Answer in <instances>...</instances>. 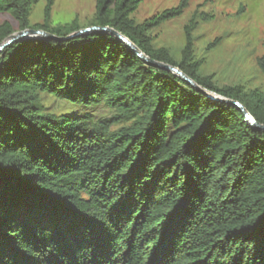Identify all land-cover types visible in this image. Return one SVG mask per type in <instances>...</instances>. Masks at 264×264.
Returning a JSON list of instances; mask_svg holds the SVG:
<instances>
[{
  "label": "trees",
  "instance_id": "1",
  "mask_svg": "<svg viewBox=\"0 0 264 264\" xmlns=\"http://www.w3.org/2000/svg\"><path fill=\"white\" fill-rule=\"evenodd\" d=\"M35 1L0 0L16 23H0V43L25 28L59 37L82 28L76 18L50 26L54 0L30 24ZM139 1L94 0L86 26L113 28L264 125L263 91L200 72L195 17L178 59L152 45L149 30L190 0L136 23ZM256 64L264 76V44ZM41 94L114 113L55 114ZM0 264H264V131L112 35L8 45L0 52Z\"/></svg>",
  "mask_w": 264,
  "mask_h": 264
},
{
  "label": "rangeland",
  "instance_id": "2",
  "mask_svg": "<svg viewBox=\"0 0 264 264\" xmlns=\"http://www.w3.org/2000/svg\"><path fill=\"white\" fill-rule=\"evenodd\" d=\"M179 0H140L130 17L140 23L164 9L174 7ZM44 0L31 5L30 24L40 23ZM94 0H54L49 24H64L76 18L86 26L92 16ZM197 21L192 30L194 54L202 58V74L211 75L218 85L243 84L246 88H258L264 92V76L256 60L262 54L264 44V0H190L183 12L149 30L154 47H166L175 59L179 58L184 44V27L191 18ZM15 21L6 13H0V23ZM220 38L210 49L207 45ZM40 103L46 111L55 114L90 113L99 119L114 113L103 104L94 107L78 106L53 95L41 94ZM124 125L120 123L112 129Z\"/></svg>",
  "mask_w": 264,
  "mask_h": 264
},
{
  "label": "water",
  "instance_id": "3",
  "mask_svg": "<svg viewBox=\"0 0 264 264\" xmlns=\"http://www.w3.org/2000/svg\"><path fill=\"white\" fill-rule=\"evenodd\" d=\"M93 33H106V34L116 37L121 42H123L125 45H127L130 49H132L135 52V54L147 65L172 72L174 75L179 77L182 81H184L190 87L204 94L207 98L213 101H219V102L235 107L242 113L245 122L250 127L256 130L264 131V125L258 123L241 102L237 100L225 98V97H222V96L206 91L200 85H198L193 79H191L189 76L183 73L178 67L150 58L149 56L145 55L136 45H134L126 36H124L120 32L108 26H100V25L85 26L83 28H80L72 32L71 34L67 36H60V37L53 33L45 31L43 29L25 28L22 30L15 31L11 33L10 35H8L0 43V52L2 49L7 47L8 45L16 41L23 40V39L42 38V39H53V40L63 41V40H68L71 38H75V37H79L83 35H89Z\"/></svg>",
  "mask_w": 264,
  "mask_h": 264
}]
</instances>
